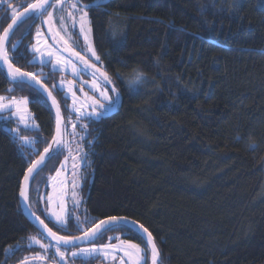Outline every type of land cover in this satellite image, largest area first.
Returning <instances> with one entry per match:
<instances>
[{"label": "trees", "instance_id": "trees-1", "mask_svg": "<svg viewBox=\"0 0 264 264\" xmlns=\"http://www.w3.org/2000/svg\"><path fill=\"white\" fill-rule=\"evenodd\" d=\"M34 1L6 5L19 11ZM6 5L0 8V35L12 19ZM87 11L103 72L120 103L83 120L89 164L81 217L72 213L66 226L55 225L33 208L64 147L33 179L32 209L65 236L112 216L136 220L154 236L158 264H264V0H106ZM43 19L48 21L46 13L20 24L8 54L54 92L66 120L70 100L52 85L59 75L34 73L40 64L30 47ZM136 73L147 82L132 91L126 82ZM11 83L28 96L37 127L34 146H22L0 121V264H22L42 251L27 245L31 236L47 241L24 215L19 195L56 126L44 95L11 82L0 68V93ZM116 234L145 249L141 235L120 227L95 242L113 243L117 239L109 236ZM12 247L17 250L8 254ZM78 261L97 264L101 257Z\"/></svg>", "mask_w": 264, "mask_h": 264}, {"label": "rangeland", "instance_id": "rangeland-1", "mask_svg": "<svg viewBox=\"0 0 264 264\" xmlns=\"http://www.w3.org/2000/svg\"><path fill=\"white\" fill-rule=\"evenodd\" d=\"M9 1L10 0H0V8L4 7ZM58 2L63 5V10H56L52 7L48 8L49 12H53V17L47 24L48 27L46 26V24H44L43 20L40 21V23L36 27V36L34 43L30 47L31 52L35 57L33 58V62L40 64V68L36 69L34 73H44L43 75H40L41 78H45L47 72L57 73L59 75V78L54 80L52 84L53 88L58 89L57 87H54V85L63 83V96L70 100V102L67 104L69 115L65 120L63 128L65 154L58 168L52 175L48 176L45 182L47 191L42 193L38 205L35 204L33 206L36 212L40 213V215H43L47 220L52 221V223H54L55 225L58 224L56 223V217L55 215H53V213L63 217L66 224L68 218L72 213L75 214L77 218H80V214L84 208V198L81 194V188L83 186V180L86 177L85 167L89 164V160L86 157V153L83 147V140L86 137V130L84 125L85 121H83L84 119H80L79 117L82 113L101 111L99 107H92L94 101H98L100 104L105 103V101L100 96L101 91H105L109 99H115L117 94V91L114 93L111 90L114 84L111 83V85H105L101 81L100 76L97 74L93 76L85 74L81 71L79 73V78H77L71 73L70 67L65 68L63 65H59V68L61 70L53 71V65H57V57H60L61 59L69 58V54L63 51L64 47L70 46L76 52H80L81 56H84L85 53L81 51V49L84 48L87 43H91L92 46H94L90 16L87 9L82 10L87 11L88 13L84 25V35H87L88 40L85 41L83 35H81L79 32L80 16L82 15V11H72V9L69 7L70 4L76 3V0H67V3H64V0H54L53 4H56ZM80 5H84L81 0H79L77 7H79ZM5 9L8 11V15L10 17H12L13 11H16L17 13L20 11L17 10L18 7L10 8L9 5H6ZM68 12H72V15L76 21L75 25H73L72 21L68 18ZM45 13L47 20L49 21L47 12ZM61 17L64 18L63 21H61ZM62 26L66 29V31L60 30ZM49 28L52 29L50 33L48 32ZM38 31L40 33L39 36H37ZM57 33L58 35H56ZM54 35L55 39L53 38ZM60 37H63V40H67L68 44L64 45L63 40H61ZM57 41H59V43ZM13 44H17V42H14ZM33 46H36L39 51L34 52ZM85 59L89 60L90 64H96V67L103 71V68L101 66V59L99 63H97L95 59L91 58L90 56H85ZM72 62L76 65L77 68L80 67V64L75 59H73ZM45 66H47V68H45ZM94 84L98 85V89L90 88V86ZM70 87L71 91H69ZM20 88V85L11 83L8 86L6 92L0 93V96L8 98V100L4 101L5 104H8L9 101L14 97L19 102L20 108V111H17V107L12 106L10 111L5 110L0 112V121L5 128L11 131L20 145L34 146V143L28 144L21 139L22 137H27L30 141L34 142V135L32 132L37 127V123L35 122L34 116L30 109V100L28 96L21 92H15L16 89ZM9 89H14V91H8ZM80 89H82V91H80ZM73 93H75V95H73ZM25 100L27 101L26 103L24 102ZM116 108L117 103L108 111L114 110ZM25 125H27V130L25 128ZM58 169L60 170L59 176L57 175ZM74 184L78 186L74 188ZM39 187L40 186H38V189ZM74 192L75 195L73 194ZM109 237H118V239L113 243L93 242L88 245L73 248L59 247L60 252L64 253V257L61 258L56 252V246L54 244L45 243L44 240L39 236H31L29 237L27 242V245L29 247H39L43 251L45 249L42 248L41 245H47V249L50 250L47 254L39 251L32 257L43 259L42 256L44 254L45 257L50 259L52 262L49 263L46 261H33L25 264H81V262H79L78 260L81 259L82 261H87L97 257H101V261H98L99 263L97 264H132V260H130L129 257L125 255V251L128 250L127 247L125 248V250H120L119 248L108 250L107 246L110 244L119 245L123 242L125 245L135 244L139 245L141 249H144L137 242L119 237V234ZM30 238H35V240H32ZM35 241H39V243H36ZM92 248L100 249V251L95 254L94 257H87L82 255H77L75 257L72 256L73 252L80 253L81 249ZM10 253L11 252L8 251V254Z\"/></svg>", "mask_w": 264, "mask_h": 264}, {"label": "snow or ice", "instance_id": "snow-or-ice-1", "mask_svg": "<svg viewBox=\"0 0 264 264\" xmlns=\"http://www.w3.org/2000/svg\"><path fill=\"white\" fill-rule=\"evenodd\" d=\"M106 2V0H91L90 4H86V5H80L79 7H77L79 0H76V3H72L69 5V7L72 9V11H82L84 9H88V8H98L100 7V5L102 3ZM64 3H67V0H64ZM9 7L11 8L12 6L9 5ZM52 7L56 10H63V5L60 4L59 2L56 4L52 3V0H38L37 3L34 4H29L23 12L21 13H17L16 11H13V15H12V24L8 25V28L4 29L3 35H0V63H3L5 65H7V76L11 78V82L14 83H24L27 82V78L28 77H32L33 79H35V77H33L32 73H26V72H22L19 68H15L11 62H10V58L8 56V52L7 49L5 48V41L8 40L9 38V30L13 28L14 25H17L18 23H22L24 19H28V18H40L42 17L45 12H47V15L49 17V21H45V23H48L51 21L52 17H53V12H49L48 8ZM87 11H82V15L80 16V29L79 32L81 35H83V38L85 39V41L88 40L87 35H84L85 33V22H86V17H87ZM68 18L72 21L73 25H75L76 21L75 18L72 15V12H68L67 13ZM61 21H63V17L60 18ZM61 31H66V29L62 26ZM49 31L51 32L52 29L49 28ZM90 31V29H89ZM40 33L39 31L37 32V36H39ZM58 35V33L56 34ZM55 39V35L53 37ZM61 40H63V37H60ZM59 43V41H57ZM64 45L68 44L67 40H63ZM11 47L14 50H18L19 49V44H13L11 45ZM33 51H39L38 48H36V46H33ZM64 52L69 54V58L68 59H61L60 57H57V65H53V71L55 70H61L59 68V65H63L65 68L70 67L71 68V73L76 76L77 78H79V73L82 71L85 74H89V75H93L95 76L97 73H99L100 79L101 81L105 84V85H111V79L108 76V74L106 72L101 71V69L96 67V64H90L89 60L85 59V56H90L91 58L95 59V61L97 63L100 62V56L97 55L96 50L94 48V46H92L91 43H87L86 46L84 48L81 49V51H83L85 53L84 56H81L80 52H76L73 48H71L70 46L68 47H64L63 49ZM23 55V54H21ZM33 58H35L33 56ZM73 59H75L79 64L80 67L77 68L75 64H73ZM29 63H31V61H29ZM117 76L123 81L124 77L120 74L117 73ZM147 82V77H144L141 73H136L130 80H128L126 82L127 87L129 89H131L132 91H137L138 88L140 86H142L143 84H145ZM83 83V82H81ZM54 87L59 88L60 90L63 89V83L59 84V85H54ZM90 88H96L98 89V85H92L90 86ZM114 93L116 92L115 87L113 86L111 89ZM8 91H14V89H9ZM69 91H71V87L69 88ZM80 91H82V89H80ZM48 96H51V92L47 93ZM73 95H75V93H73ZM100 96L102 97V99L105 101V103L100 104L98 101H94L92 104V107H99L101 109L100 112H88V113H82L80 115V119H88L90 122L97 119L98 117L102 116L103 113L105 111H108L110 108H112L119 100V93L116 94V98L115 99H109L106 92L105 91H101L100 92ZM53 103L55 104V98L53 97ZM8 100L7 97L4 96H0V112L2 111H10L12 106H16L17 107V111H20L19 108V102L16 100V98H12L8 104H5L4 101ZM25 103L27 102L26 100L24 101ZM79 111V110H77ZM57 112L59 113V108L57 106ZM83 127V126H82ZM25 128L27 130V125H25ZM56 136L53 137V141L55 144V151L57 153H59L63 147L64 144L63 142L58 139L59 136L62 135V130H61V122L58 119L57 120V128H56ZM25 143L28 144H32L34 143L33 141H30L27 137H22L21 138ZM53 148V145H49L48 148L44 149V153L48 154L47 156L42 155L40 157V160L38 161H33L31 163V166L28 168L27 173L25 174V181H28L30 179V177L32 179L35 178V175L38 174L41 165L51 157V153H50V149ZM68 159V158H66ZM74 171H75V166H74ZM57 175H60V170H57ZM78 185H73V187H77ZM75 195V192L73 193ZM21 197H23L25 200L28 199L27 194L25 189H21L20 192ZM33 215H35L33 213ZM53 215H55L56 217V223L58 225H63L66 226L65 224V220L63 217L53 213ZM36 219L38 220V222L40 223V225L43 226V228L46 230L47 234L49 236L52 237V239L56 242V252L59 254V256L61 258L64 257V253L60 252V248L59 245L63 244V245H69L72 244L74 242V239H81V237H76V238H67V237H62V236H57L56 233L52 232L51 228H48V225L44 223L43 220H40L39 217H36ZM116 227H120L122 229H125L126 232H134L136 233L138 236L143 233L144 235L141 237L143 239V242L145 244V249H141L139 245H135V244H128L125 245L123 242L119 245H108L107 249L108 250H114L116 248H119L120 250H125V248L127 247V251H125V255L129 257L130 260H132V264H147V250L151 251V264H158V257H159V253H158V249L156 247L154 238L152 236V234L146 229L144 228V226L142 224H138L136 222H133L131 220H128L125 217H116V216H112V217H108L105 220H101L99 222V224H97L94 228L89 229V230H83L84 231V236L82 237V239H86L89 240L90 242L96 238H100L104 232L111 230L113 228ZM32 240H35V238H30ZM111 239H118V237H110ZM36 243H39V241H35ZM42 248H44L45 250H47L48 246L47 245H41ZM17 249L15 247H12L11 249H9L8 251L14 253ZM100 251V249H96V248H92V249H81L80 253L77 252H73L72 256L75 257L77 255H82V256H87V257H94L95 254H97ZM134 257V259H133ZM27 259V258H26Z\"/></svg>", "mask_w": 264, "mask_h": 264}, {"label": "water", "instance_id": "water-1", "mask_svg": "<svg viewBox=\"0 0 264 264\" xmlns=\"http://www.w3.org/2000/svg\"><path fill=\"white\" fill-rule=\"evenodd\" d=\"M38 2V0H36V1H34L33 3H31V4H34V3H37ZM54 2V0H52V3ZM13 7V6H12ZM26 8V7H25ZM24 8V9H25ZM24 9H22V10H20L18 13H21V12H23L24 11ZM29 19V18H28ZM27 19H24L23 20V22L24 21H26ZM45 21L46 20H44L43 19V22H44V24H46V26L48 27V25H47V23H45ZM22 22V23H23ZM22 23H18L17 25H14L13 26V28L12 29H10L9 30V38H8V40L7 41H5V48L7 49V52H8V44H9V41H10V39H11V37L13 36V34H14V32L16 31V29L18 28V26L20 25V24H22ZM9 24H12V19H11V21H10V23ZM8 24V25H9ZM8 25L6 26V28H8ZM4 32V31H3ZM3 32L1 33V35H3ZM48 32L50 33V31L48 30ZM8 56H9V54H8ZM10 58V57H9ZM10 62H11V60H10ZM11 64L15 67V68H18V67H16L12 62H11ZM0 68L1 69H3L5 72H6V74H7V65H5V64H3V63H0ZM20 69V68H19ZM22 72H26V71H24V70H22V69H20ZM26 73H29V72H26ZM97 75H99V73H97ZM33 77H35V79H33L32 77H28L27 78V82H24L25 84H27V85H29V86H31V87H33V88H35L36 90H38L40 93H42L43 95H44V97L47 99V101L49 102V104L51 105V107H52V109H53V111H54V114H55V120H56V126H55V132H54V135H53V137L54 136H56L57 134H56V128H57V120L59 119L60 120V122H61V130H62V135L61 136H59L58 137V139H60L62 142H63V144H64V135H63V128H64V124H65V119H64V115H63V111H62V108H61V106H60V103H59V101L57 100V98L55 97V94H54V92L38 77V76H36V75H34L33 74ZM8 78H10V77H8ZM10 80H11V78H10ZM48 92H51V96H48L47 95V93ZM55 98V104L53 103V99L52 98ZM120 95H119V100H118V103H120ZM57 106H58V108H59V113L57 112ZM53 137H52V139H51V141L49 142V144H48V146L46 147V148H48L49 147V145L51 144V145H53V148H51L49 151H50V153H51V157L56 153V151H55V144H54V141H53ZM42 155H45V156H47L48 154H46V153H44V150L41 152V154L34 160V161H38V160H40V157L42 156ZM50 157V158H51ZM49 158V159H50ZM49 159H47L42 165H41V167H40V170L45 166V164L48 162V160ZM31 166V165H30ZM29 166V167H30ZM39 170V171H40ZM27 171H28V169H27ZM27 171H26V173H27ZM25 173V174H26ZM37 175V174H36ZM35 175V176H36ZM25 177V176H24ZM32 182H33V179L30 177V179L28 180V181H25V179L23 178V180H22V184H21V188H20V192H21V189L23 188V189H25V191H26V194H27V197H28V199L27 200H25L23 197H21V195H19V198H20V205H21V208H22V211H23V213H24V215L26 216V218L34 225V227H36V229L51 243V244H54L55 246H56V242L52 239V237L51 236H49L48 234H47V232H46V230L43 228V226L42 225H40V223L38 222V220L36 219V217H39V219L40 220H43L44 221V223L45 224H47V222L39 215V214H37L33 209H32V207H31V204H30V190H31V185H32ZM33 213L35 214V215H33ZM116 217H120V216H116ZM125 218H127V217H125ZM105 219H107V218H105ZM105 219H103V220H105ZM128 220H131V221H133V222H136V223H138V224H141L140 222H138V221H136V220H133V219H131V218H127ZM100 222V221H99ZM99 222L98 223H96L94 226H92L90 229H92V228H94L97 224H99ZM48 225V224H47ZM144 226V225H143ZM48 228H51L49 225H48ZM144 228H146L145 226H144ZM52 229V232H54V233H56L57 234V236H62V237H67V238H76V237H81V239H74V242L72 243V244H69V245H63V244H61V245H59V247H62V248H73V247H79V246H83V245H88V244H91V243H93V242H95L98 238H96V239H94V240H92L91 242L89 241V240H86V239H82V237L84 236V232L83 233H81V234H79V235H76V236H65V235H61V234H59V233H57L53 228H51ZM147 229V228H146ZM89 230V229H88ZM148 230V229H147ZM149 231V230H148ZM150 232V231H149ZM151 233V232H150ZM152 234V233H151ZM141 236H143L144 234L143 233H141L140 234ZM153 236V235H152ZM153 238H154V236H153ZM154 241H155V239H154ZM155 244H156V241H155ZM156 247H157V249H158V253H159V257H158V263H159V261H160V251H159V248H158V246H157V244H156ZM149 253H150V264H151V251L149 250ZM33 261H44V259H39V258H32V259H27V260H25V261H23L22 262V264H25V263H29V262H33ZM21 264V263H20Z\"/></svg>", "mask_w": 264, "mask_h": 264}, {"label": "flooded vegetation", "instance_id": "flooded-vegetation-1", "mask_svg": "<svg viewBox=\"0 0 264 264\" xmlns=\"http://www.w3.org/2000/svg\"><path fill=\"white\" fill-rule=\"evenodd\" d=\"M124 234H121V236H123ZM45 243H50L48 240L47 241H44ZM47 250H49V249H47ZM32 259V258H31ZM44 261H46L45 259H44ZM51 261V260H50ZM49 262V261H48ZM83 262H85V261H83ZM49 263H51V262H49Z\"/></svg>", "mask_w": 264, "mask_h": 264}]
</instances>
